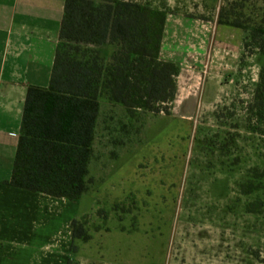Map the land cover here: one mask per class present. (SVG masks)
<instances>
[{"label": "rangeland", "instance_id": "rangeland-1", "mask_svg": "<svg viewBox=\"0 0 264 264\" xmlns=\"http://www.w3.org/2000/svg\"><path fill=\"white\" fill-rule=\"evenodd\" d=\"M206 5L212 7L205 14L216 21L264 24V0ZM242 46L234 74L221 78L215 102L197 111L181 145L171 140L154 161L142 160L140 150L174 121L164 113L151 117L149 139L129 156L131 148L124 149L125 160L111 174L127 164V189L102 188L91 196L110 175L82 196L71 221L102 236L89 246L92 253L98 243L113 264H264V131L248 129L245 112L264 56L247 32ZM210 86L208 80L203 102L214 94ZM129 193L137 209L114 210Z\"/></svg>", "mask_w": 264, "mask_h": 264}, {"label": "trees", "instance_id": "trees-1", "mask_svg": "<svg viewBox=\"0 0 264 264\" xmlns=\"http://www.w3.org/2000/svg\"><path fill=\"white\" fill-rule=\"evenodd\" d=\"M167 12L133 0H64L49 83L26 88L6 184L78 200L120 167L124 149L129 156L149 139L151 117H170L178 68L159 58ZM218 22L243 29L264 56L262 22ZM102 46L112 47L109 57ZM245 112L247 128L263 132L264 65ZM136 209L132 193L114 204L121 213ZM70 230L75 253L91 235L75 218Z\"/></svg>", "mask_w": 264, "mask_h": 264}, {"label": "crops", "instance_id": "crops-1", "mask_svg": "<svg viewBox=\"0 0 264 264\" xmlns=\"http://www.w3.org/2000/svg\"><path fill=\"white\" fill-rule=\"evenodd\" d=\"M133 1L168 11L159 58L178 68L169 117L174 121L140 150L142 160L154 161L162 145L178 138L181 145L197 111L215 102L221 78L233 75L239 64L245 31L205 14L212 7L207 2L220 0ZM63 5L64 0H0V264H67L69 259L72 264H113L98 243L93 244L96 252L89 248L102 236H91L75 253L70 251L71 215L82 197L68 201L5 183L11 175L26 88L49 83ZM100 50L109 57L112 47ZM208 80L214 94L203 102ZM126 167L91 196L102 188L126 190Z\"/></svg>", "mask_w": 264, "mask_h": 264}]
</instances>
